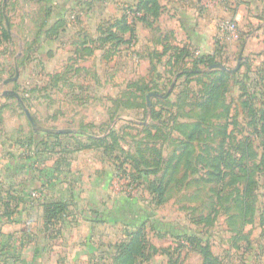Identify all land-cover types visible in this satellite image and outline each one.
<instances>
[{
  "label": "rangeland",
  "instance_id": "rangeland-1",
  "mask_svg": "<svg viewBox=\"0 0 264 264\" xmlns=\"http://www.w3.org/2000/svg\"><path fill=\"white\" fill-rule=\"evenodd\" d=\"M179 1L187 6L194 5L193 14L189 18L190 25L211 28V32L206 34L211 49L191 48L196 55L214 53L213 63L199 66L200 74L178 75L182 69L193 67L191 61L182 62L178 59L175 63L167 64L166 60H157L155 57L156 60L147 63L133 59L131 54V61L126 62V65L120 63L121 59L100 64L99 78H92L89 70L90 72H78L75 75L68 72L61 78L52 79L58 87L72 88L77 83L89 85L92 89H89L91 93L87 95L62 90L54 95V105L62 107L50 110L46 101L48 98L51 100L53 94H45L43 90L46 63L44 65L39 61L38 66L35 64L33 67L36 75L32 78L33 82L26 80L30 65L26 59L32 53H29V49L38 48L29 44V39L36 33L30 26L31 23L39 25L45 21L44 13L47 5H50L49 0H0V27L11 26L14 38L21 42L19 47L13 46V41H10L12 45L9 42L0 44V69L1 66L3 69L5 66L7 69L12 67L11 55L8 53L10 49L15 52L20 48L23 59L18 64L21 75L18 79L19 86L15 89L22 97L27 96L26 91L34 89L32 96L42 99L41 104L32 106L29 100H24L20 104L21 109L13 100L7 103L0 110V136L21 130L25 133L29 131L28 119L23 109L26 106H30L28 111L39 127L38 131L47 128L55 132L61 130L60 133L66 135L60 136V141L68 142L70 148L79 143L87 144L85 135L102 137L110 129L114 131L118 146L113 155L123 160L127 151L126 167L130 168L129 172L136 177L138 184H131L130 192L124 193L125 182L114 177L113 170L104 193L110 199L128 201H124L122 210L115 213L117 218H122L118 226L101 225L97 231L100 233L101 230L106 239L109 237L107 244L111 243L115 252L116 246L128 232L143 225L147 241L144 253L148 259L139 257L136 264L203 263V255L185 240L188 235L202 237V245L207 241L208 262L211 264H264V225L259 221V215L264 211L261 180H257V185L252 186L251 202L256 208L253 214L245 220L236 217L231 222L228 216L231 211L226 212L224 205L218 206L216 213L210 206L211 201H215L213 190L223 185L229 177L223 182H215L213 180L216 177L208 175L216 167V162L212 159L221 153V142L223 151L227 152L226 156H239L238 141L244 138L252 143L256 152L264 150L263 137L257 135L256 128L248 123L249 104L259 106V99L264 97V0ZM84 2L85 0L82 4ZM109 3L108 11L112 12L118 7L121 13L128 4L124 0ZM2 12L4 16L1 15ZM167 16L162 20L164 26L171 25ZM128 19L132 20L131 17ZM220 21L234 22L237 36L220 42ZM132 39L136 42V34H133ZM187 45L193 46L190 43ZM135 47L131 46V53L139 46ZM87 64V68L92 69V61ZM209 70L214 72H208ZM220 70L236 72L223 81L225 91H220L216 110L209 112L206 119L201 120L205 132L198 139L192 140L190 147L185 149L182 143L184 136L174 128L175 122L198 119L197 103L203 100L206 85ZM8 86L9 89L14 88L12 84ZM140 88L159 94L149 96V107L146 102L149 92L143 93ZM244 100L248 101L246 105L242 104ZM224 105H230L228 113L225 112ZM151 106L153 113H145V109H150ZM52 116H56L55 121L50 119ZM119 147H123L125 151H119ZM92 149L96 150L94 154L86 152L85 156L79 157L82 167L90 166L91 161L96 167L103 165L104 160L96 164L95 156L108 159L106 155L100 154L101 149ZM69 155L68 153L65 157ZM177 155H180L178 165ZM171 156L172 159L168 160ZM197 156H201L203 160L195 161ZM187 158L192 160V165L185 169L186 173L183 175ZM136 163L138 169L135 167ZM172 165L177 167L173 169ZM167 166L168 169L165 168ZM164 171L173 179L164 191V200L156 203L148 181L158 180ZM168 174L163 179L164 182ZM91 260L95 262L94 256ZM110 263L112 261L108 262Z\"/></svg>",
  "mask_w": 264,
  "mask_h": 264
},
{
  "label": "crops",
  "instance_id": "crops-1",
  "mask_svg": "<svg viewBox=\"0 0 264 264\" xmlns=\"http://www.w3.org/2000/svg\"><path fill=\"white\" fill-rule=\"evenodd\" d=\"M110 1L114 3L116 0H85V5L82 4L83 0H60V3L49 0L53 6L49 3L51 7L46 24L31 23L32 30L44 29V32L38 36L36 32L29 39V44L38 48L29 49V53H32L26 59L30 64L26 80L33 82L35 64L38 66L39 61L44 65L46 63L43 90L45 94H53L52 99L46 101L50 110L62 107L54 105V95L58 92L68 89L87 95L92 89L89 85L77 83L72 88L58 87L51 81L56 76L91 71L92 78H99L100 64L121 59L120 63L126 65L131 61V54L133 59L149 63L156 60L155 54L158 55L157 60H168L176 47L211 49L206 40V34L211 32L210 26L204 29L190 25L194 5L187 6L179 0H157L160 8L156 16L149 14V24L135 22L136 42L118 43L113 38L106 40L107 32L114 31L121 35L113 23L121 18L122 13L118 7L112 12L108 11ZM124 1L127 5L137 4V0ZM166 15L171 25H163L162 20ZM6 29L12 36L10 41H13V46L19 47L21 42L14 38L11 26ZM122 36L126 41L128 32ZM132 45L139 47L131 53ZM8 54L11 55L12 67L7 69L5 66L3 69L1 66L0 69V110L12 100L18 108L23 102L21 94L15 89L19 86L21 69L18 64L23 56L20 48L15 52L10 49ZM91 61L93 67L91 65L92 69H88L87 62ZM9 84L14 88L9 89ZM32 90L26 91L25 94L28 96L30 92V95L25 96V100H29L31 106L41 104L42 99L34 98ZM29 107L24 108L30 110ZM50 119L55 121L56 116ZM28 123L27 133L21 130L0 136V264H108L114 254L113 246L107 244L109 237L106 239L101 230L100 233L97 230L101 225L118 226L122 218H117L115 213L122 210L124 201H128L110 199L104 193L114 170L113 164L109 159L95 156L96 164L104 160L103 165L96 167L91 161V168L82 167L79 157L85 156L86 152L94 154L96 150L83 148L65 157L70 149L68 142H63L65 150L61 152L37 148L40 151L37 153L39 160L34 154V143L30 142L32 137L38 138L32 133V128L38 129L29 120ZM47 130L51 129H44ZM54 199L65 200L68 208L73 209L67 210L56 227L47 225L45 217V207ZM93 256L95 262L91 260Z\"/></svg>",
  "mask_w": 264,
  "mask_h": 264
},
{
  "label": "trees",
  "instance_id": "trees-1",
  "mask_svg": "<svg viewBox=\"0 0 264 264\" xmlns=\"http://www.w3.org/2000/svg\"><path fill=\"white\" fill-rule=\"evenodd\" d=\"M50 3V2H49ZM51 4V3H50ZM52 5V4H51ZM51 5H47L44 13L45 21L41 23V25L46 24L48 18V11ZM53 6V5H52ZM160 6L157 3V0H137V4L127 5L123 9L122 16L119 20L113 23L116 26L118 35L116 32L112 31L107 32L106 40L115 39L118 43L120 42H128L132 43L131 37L134 33V23L136 20L147 22L149 24V14L156 16L157 11ZM3 15V13L1 14ZM132 16V20L129 21L128 17ZM40 25V24H39ZM110 31V30H109ZM37 36L44 32V29H38ZM52 32V30H49ZM56 32V31H53ZM128 32V38L126 41L123 39L122 34ZM48 33V31H46ZM0 43L6 42L8 43L12 36L6 29V26L2 25L0 27ZM134 41V40H133ZM161 55V54H160ZM214 53L210 54H200L196 55L189 49L187 46L178 48L176 47L174 52L170 55L169 59L166 60L167 64L175 63L178 59L182 62L191 61L193 67H186L182 69L181 73L183 75H195L201 73L200 65H209L212 62ZM158 56L155 54V57ZM208 72H214V70H209ZM236 72V71H235ZM235 72H229L225 70L218 71L216 77H214L208 85H206V90L203 95V100L197 103L198 107V119L191 122H175L174 128L177 129L179 134H183L184 141L182 142L185 146V149H188L191 145V141L198 139L199 136L205 132L204 126L202 125L201 120L206 119L209 115V112H213L216 110L219 105V98L221 96V89L225 91L223 81L227 80L228 77L233 76ZM62 75L56 76L54 79L61 78ZM55 83V82H54ZM143 93L149 92L145 88H140ZM155 97V96H154ZM162 98V97H160ZM21 99L24 101L25 97L21 96ZM248 101H242L243 105H246ZM20 106V105H19ZM230 105H224V110L226 113L229 112ZM21 109V107H20ZM145 113H149L150 115L153 113V106L150 109H145ZM249 115V124H252L257 131V135L263 137L264 143V97L259 99V106L253 107L249 104L248 109ZM32 133L38 135V138H31L30 142L35 145V156L37 157V153L40 152L37 148L44 147L49 152H61L62 149L65 150V144L60 141V136L66 135L65 133H58L55 131H38L32 128ZM78 135V134H77ZM37 137V136H36ZM86 143H79L76 146L73 145V148L69 149V154L76 150H80L83 148H96L101 149L102 154L106 155L108 159L111 160V163L114 166L115 175H124L128 177L130 182L134 184H138V180L134 177L130 172V168L126 167L128 165L127 157L128 153L125 152V157L123 160L119 159V156L113 155L114 149L117 148V135L111 129L106 133V135L102 137H95L93 135H85ZM52 139V140H50ZM67 143V142H65ZM26 147V145H25ZM220 148L222 149L221 153L215 155L213 157V161L216 162L215 169L210 172L208 175H214L216 180L215 182H223L226 177H229L228 180L221 186L216 187L213 190L215 201H211L210 206L213 208L214 212L218 211V206L224 205L225 211L229 213V220L233 222V219L239 217L245 220L255 211V205L251 201L252 200V186L257 185L258 181L261 180V188L262 193L261 196L263 198L264 203V150L260 153L256 152L255 148L252 146V143L244 138L238 141V148H240L239 156L228 155L226 156L225 151L222 148V142L220 143ZM121 152H124L123 147H119L118 149ZM184 151V149H183ZM175 152V151H174ZM190 156V154H187ZM178 159L176 164L178 165L180 161V155H177ZM201 156H197L195 161L203 160L200 158ZM61 159V158H59ZM65 159V157H63ZM172 156L168 158L171 160ZM177 165H172V168L175 169ZM192 165L191 159H185V168L183 171V175L186 173V168H190ZM135 167L138 169V164H135ZM166 169L169 166L165 167ZM154 172V171H151ZM147 174V173H146ZM168 173L162 174L158 180L154 179V181H148V186L150 192L155 194L154 201L159 203L164 200L163 194L168 185V183L173 179V177L168 174L166 181L163 179L167 176ZM213 176V177H214ZM202 178V177H201ZM259 178V179H258ZM199 180V179H198ZM226 184V185H225ZM255 196V195H254ZM212 200V197H209ZM65 200L54 199L47 203L45 207V217L47 221V225H53L54 227L58 226L62 219H64L68 203L64 202ZM228 203V205H225ZM259 221L261 225H264V211L259 215ZM144 226L140 225L138 228L134 229V231H130L127 233V236L124 240H122L117 246L116 250L112 256V264H136L139 257H145L148 259L147 255L145 256L144 248L147 245L146 236ZM185 240L190 244V246L199 250V252L203 255V263L202 264H211L209 261V250L207 241H205L204 245L201 244L202 237L195 235L185 236ZM150 248H152L149 245Z\"/></svg>",
  "mask_w": 264,
  "mask_h": 264
},
{
  "label": "built area",
  "instance_id": "built-area-1",
  "mask_svg": "<svg viewBox=\"0 0 264 264\" xmlns=\"http://www.w3.org/2000/svg\"><path fill=\"white\" fill-rule=\"evenodd\" d=\"M132 18V16L129 15V18ZM219 41L223 42V40L225 39H231L232 37H236L237 33H236V25L234 22L232 21H220L219 23ZM208 54V53H207ZM114 177L121 178L123 179V182H125L124 186V193H129L130 192V188L132 189L131 184H134L133 182H130V180L128 179V177L126 176H122V175H115ZM132 193H134V191H132Z\"/></svg>",
  "mask_w": 264,
  "mask_h": 264
},
{
  "label": "water",
  "instance_id": "water-1",
  "mask_svg": "<svg viewBox=\"0 0 264 264\" xmlns=\"http://www.w3.org/2000/svg\"><path fill=\"white\" fill-rule=\"evenodd\" d=\"M215 66V65H214ZM223 69H225L224 67H223ZM159 96V94L158 93H156V92H149V93H147V95H146V102H147V107H149L150 106V102H149V96ZM24 109V112H25V115L27 116V119L29 120V122L31 123V125L33 126V127H35L36 129H39V127H37L36 125H35V121H34V119L32 118V116L30 115V113H29V111L26 109V108H23ZM58 133H60V132H62L61 130H56ZM66 132V131H65Z\"/></svg>",
  "mask_w": 264,
  "mask_h": 264
}]
</instances>
